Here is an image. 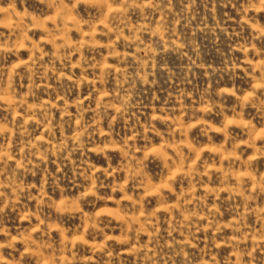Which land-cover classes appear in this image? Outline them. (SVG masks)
Returning a JSON list of instances; mask_svg holds the SVG:
<instances>
[{
    "label": "rangeland",
    "instance_id": "374dc122",
    "mask_svg": "<svg viewBox=\"0 0 264 264\" xmlns=\"http://www.w3.org/2000/svg\"><path fill=\"white\" fill-rule=\"evenodd\" d=\"M188 2L161 38L122 0H0L10 264H264V35Z\"/></svg>",
    "mask_w": 264,
    "mask_h": 264
},
{
    "label": "clouds",
    "instance_id": "9594fccd",
    "mask_svg": "<svg viewBox=\"0 0 264 264\" xmlns=\"http://www.w3.org/2000/svg\"><path fill=\"white\" fill-rule=\"evenodd\" d=\"M196 0H189L188 4L186 5V13L190 14V10L192 6L195 4ZM122 3L126 5L128 8H135L139 9L141 14H144L145 9H150L155 13L159 14V20L157 23V27L154 30L153 34L160 33L161 38L163 37V30L165 27V24L167 23L169 16L172 14V0H122ZM0 11L7 12L8 9L0 8ZM239 11L243 14V16L246 18L245 22H255L253 26L259 31L260 35H264V28L259 27L257 17L255 15L249 17V13H258V12H264V0H243V3L241 4V7ZM147 19V16H145ZM177 23H179V20H177ZM264 87V85H262ZM131 91L128 90L126 94L121 97V107L118 109L119 112L127 113L128 109L130 107H133V105L130 103L131 100ZM257 100L260 103H264V100H260L259 97H257ZM113 105H106L105 107H112ZM49 131L50 135H54V129L49 127L47 129ZM88 129L87 127L80 129L75 136V148L79 150H83L85 145L81 142V137L84 136L87 133ZM67 139V138H66ZM165 147H171L170 144H165ZM180 145L177 143L176 148H179ZM97 153H103L105 149L103 147L97 146L94 149ZM4 155V154H0ZM43 158V157H42ZM2 174V173H0ZM6 187L5 184H0V188ZM4 192L0 191V196H4ZM0 234L7 235L6 231H3ZM17 238L12 237L7 242H0V264H10V262L5 258L3 250L5 248L15 250L14 243ZM20 240L27 243L31 240V237H25L21 235L19 237ZM34 243V241H33ZM23 255V254H22ZM248 255H251L250 253Z\"/></svg>",
    "mask_w": 264,
    "mask_h": 264
}]
</instances>
